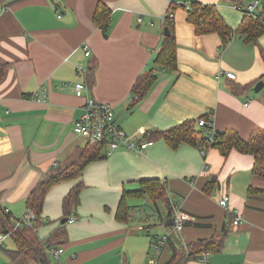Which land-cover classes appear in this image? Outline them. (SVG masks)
<instances>
[{
	"label": "crops",
	"instance_id": "0c3cea01",
	"mask_svg": "<svg viewBox=\"0 0 264 264\" xmlns=\"http://www.w3.org/2000/svg\"><path fill=\"white\" fill-rule=\"evenodd\" d=\"M98 1L0 0V63L7 65L0 79V203L16 218L26 214V198L38 181L88 144L73 131L89 95L73 89L77 81L88 84L87 70L77 71L78 66L96 62L89 92L114 107L132 137L207 113L215 129H233L245 139L264 129V86L253 91L264 80V32L253 42L238 31L247 5L254 2L258 12L264 0H101L111 10L107 36L93 21ZM193 1L217 6L235 31L226 46L216 31L196 33L188 20ZM170 6L177 68L159 67L149 92L130 108L132 85L153 65ZM253 165L252 154L234 148L224 158L214 147L204 155L198 145L182 142L172 148L162 138L143 153L121 148L90 161L80 176L50 187L38 235L46 240L56 228L66 229L65 241L55 246L63 248L56 256L59 264H146L152 258L166 264L174 246L188 255L192 242L216 236L226 226L221 249L181 264H264V176L254 173ZM212 176L217 182L206 190ZM150 177L164 182L171 202L181 197L180 207L192 217L181 230L171 229V207L159 201L147 205L146 197H128V219L115 217L123 191L139 189V181ZM80 179L85 186L70 214L75 220L61 223L63 197ZM250 187L259 190L251 193ZM223 193L229 194L227 208L218 203ZM169 231L159 246L157 237ZM5 252L9 264H37Z\"/></svg>",
	"mask_w": 264,
	"mask_h": 264
},
{
	"label": "trees",
	"instance_id": "16d2710c",
	"mask_svg": "<svg viewBox=\"0 0 264 264\" xmlns=\"http://www.w3.org/2000/svg\"><path fill=\"white\" fill-rule=\"evenodd\" d=\"M110 11L107 4L100 0L96 4L93 13V21L101 29L104 36L108 35ZM245 13L243 22L238 30L239 34L244 36L247 41L257 42L258 37L264 32V1H262V7L258 12L252 14L246 11ZM188 20L193 23L198 34L211 31L218 32L222 39V46H226L231 34L235 33L224 20L215 4L193 1L188 12ZM165 25L168 26L170 33L164 35L160 48L153 59V65L142 72L132 85L131 94H133V97L130 101V108H134L149 92L158 77L157 70L159 67L171 70L177 68L173 20L166 17L164 19ZM260 53L264 60L263 48H260ZM6 66V64L0 63V79L4 76ZM95 67L96 62H91L87 67L86 78L89 85L93 83ZM261 77H264V73ZM237 89V86L232 87L234 92H237ZM209 116L210 114L207 113L201 117L209 118ZM197 119L184 120L165 130L148 131L141 139L155 141L162 138L172 148H177L182 142L192 143L200 148V142H203L205 143L204 150L200 149L204 155L210 147H214L220 151L224 158L234 148L242 153L252 154L254 156L253 172L264 176V129L258 128L249 138L245 139L240 136L238 131L233 129L211 130L207 126H198ZM209 134L211 136L210 140H208ZM105 156L103 144L88 143L84 148L71 152L63 164L55 166L54 169L41 178L26 198L27 208L34 211L32 224L20 221L21 219L13 216L0 203V233L6 236L9 235L15 244V248L6 249L9 257L14 259L24 255L34 259L37 264H59L58 261L51 259L48 249L65 241L66 229L63 226L56 228L46 240H42L38 235L39 227L45 223L41 213L46 193L55 183L80 176L90 161L101 159ZM216 182V177L212 176L206 184V190H209ZM139 183V189L123 191L115 214L118 220L126 221L128 219L130 206L127 203V198L130 196L146 197L153 203L161 201L170 207L166 186L159 178H143ZM84 186L83 180L80 179L64 195L62 200L63 217L70 218V214H75ZM256 190L259 189L250 187L249 192L252 193ZM226 235V226H223L218 235L192 242L190 246L193 251L189 252L188 255L174 246L172 258L166 264H181L185 258L195 257L197 253L217 251L223 246Z\"/></svg>",
	"mask_w": 264,
	"mask_h": 264
},
{
	"label": "built area",
	"instance_id": "2783aa9c",
	"mask_svg": "<svg viewBox=\"0 0 264 264\" xmlns=\"http://www.w3.org/2000/svg\"><path fill=\"white\" fill-rule=\"evenodd\" d=\"M255 3L252 2L246 7V11L249 13H256L254 12ZM60 16V14H58ZM174 16V9L173 6H170L166 13V17L173 18ZM88 45H84L85 54L89 55L90 51L88 50ZM87 70L86 66H78L77 71L85 72ZM224 73L230 77L235 78V72L231 70H225ZM73 89L76 94L78 95H85L88 93L89 95L85 96V103L83 106V111L81 115L76 118L73 122V131L83 136L88 143L92 144H103V151L107 155L111 154L115 150L124 148L126 150L136 151L138 153H143L144 149L147 145L154 142L153 140H143L141 138L132 137L127 134V132L122 128L119 124L116 111L114 107L108 103L100 102L96 100L89 92V85L83 81H77L73 84ZM45 94V90H44ZM37 95V93L35 94ZM133 94L131 95V98ZM198 126H207L210 127L211 130H214L213 125V115L210 113L209 118L206 117H199L197 119ZM210 132V130H209ZM211 136L209 134L208 140H210ZM200 148L204 150L205 143L200 142ZM181 197L174 199V202L170 201V207L172 211V230H181L185 224V222L191 219V215L188 212H185L180 207L178 201ZM229 201V194L223 193L220 198L218 199V203L227 208ZM8 210V208H6ZM34 218V211L32 209H28L26 214L20 221L26 222L28 224H32V220ZM69 220L72 222L75 220V216H71ZM19 221V220H18ZM239 221V217H235L234 223L237 224ZM140 229H145V225H141ZM170 234V231L164 235H159L157 237L158 245L161 246L166 242L167 236ZM6 235L0 233V244H2L3 239ZM51 255L58 256L62 253L63 248H55L51 247L48 249ZM208 252H204L203 258L207 257ZM146 264H158L155 258L150 259Z\"/></svg>",
	"mask_w": 264,
	"mask_h": 264
},
{
	"label": "rangeland",
	"instance_id": "374dc122",
	"mask_svg": "<svg viewBox=\"0 0 264 264\" xmlns=\"http://www.w3.org/2000/svg\"><path fill=\"white\" fill-rule=\"evenodd\" d=\"M140 202H142V200H140ZM150 203H151V201H149L148 199L145 202V204H147V205H149ZM159 203L163 204V202H161V201H159ZM151 206H153L152 203H151ZM3 240H4L3 248L2 249L0 248V264H9L8 260H7V257H6L5 249L14 248L15 244L13 242V239L9 235L5 236ZM51 259L53 261H57V257L54 256V255H51Z\"/></svg>",
	"mask_w": 264,
	"mask_h": 264
},
{
	"label": "water",
	"instance_id": "95a60500",
	"mask_svg": "<svg viewBox=\"0 0 264 264\" xmlns=\"http://www.w3.org/2000/svg\"><path fill=\"white\" fill-rule=\"evenodd\" d=\"M163 33H164V35H168V34L170 33V30H169L168 26H166V25L164 26V28H163ZM263 86H264V80H263V79H260V80H258V81L255 83V85H254V87H253V91H254V92H257V91H259ZM67 220H68L67 217H63V218H61V223H65ZM169 223L172 224V220L169 221Z\"/></svg>",
	"mask_w": 264,
	"mask_h": 264
}]
</instances>
